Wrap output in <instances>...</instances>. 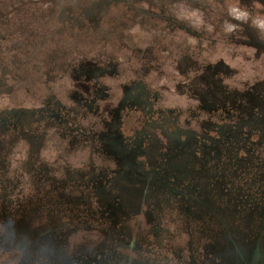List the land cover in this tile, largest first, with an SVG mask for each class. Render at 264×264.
Returning a JSON list of instances; mask_svg holds the SVG:
<instances>
[{
  "label": "rangeland",
  "instance_id": "1",
  "mask_svg": "<svg viewBox=\"0 0 264 264\" xmlns=\"http://www.w3.org/2000/svg\"><path fill=\"white\" fill-rule=\"evenodd\" d=\"M262 22L264 0H0V264H235L232 241L264 249ZM86 62L109 70L102 109L140 80L212 139L176 193L93 183L116 166L71 111ZM205 99L233 120L210 133L211 107L190 118Z\"/></svg>",
  "mask_w": 264,
  "mask_h": 264
},
{
  "label": "flooded vegetation",
  "instance_id": "2",
  "mask_svg": "<svg viewBox=\"0 0 264 264\" xmlns=\"http://www.w3.org/2000/svg\"><path fill=\"white\" fill-rule=\"evenodd\" d=\"M234 14L239 15V12H234ZM259 24L264 32V22ZM74 73L76 74L75 78L78 79V82H82L84 91L89 95L83 97L75 92V106L80 111L77 112L74 107L71 108V111L95 117V111L99 107L98 102H105L109 98L107 89L99 82L101 77L109 74V70L107 67L86 62L79 64L74 69ZM121 89L120 98L114 106L110 107L112 117L109 121H100L103 129L97 133L102 152L105 156H111L104 162L111 159L116 168L105 171L106 174H103L102 177L95 176L96 179L93 183L96 185L102 181L100 189H109L107 183L110 182V179L103 177H108L111 174L118 177L126 176L130 184L133 185L131 188H141V193L147 189L146 194L148 192L150 194L159 193L163 189L173 191L174 187L171 184L179 175L183 182L188 183L194 162H200L201 165L205 162V159L202 158V147L210 142L214 143L212 139L207 133L204 135L189 129L187 127L189 121H186L184 127L178 113L165 108L156 92L142 81L136 80L127 85H121ZM208 107H211V110L207 109ZM198 109H207L206 119L199 118V120H203L201 122L211 126L209 129L206 128L210 133L222 129V126L229 124V120H233L229 117L224 118L221 107L210 99L200 102L195 114L190 117L195 121H199L197 117L201 115ZM9 119L7 117L4 124H7ZM2 121L0 123H3ZM151 162L154 165H151ZM143 177H145L144 181ZM141 181L143 187H140ZM161 183H165V186L161 187ZM175 190L177 189L174 188ZM196 194L198 195V193ZM178 196L182 197L183 195L178 194ZM108 200L106 202L103 198V202L109 204L108 212L112 214L114 208L118 206L119 199L109 197ZM198 202L201 205L208 203V197L205 194L203 196V192H200ZM231 244L234 250L235 264H239V259L242 261L241 264H264V249H260L259 245H250L242 250V247L237 243L232 241ZM227 245L230 247L229 244Z\"/></svg>",
  "mask_w": 264,
  "mask_h": 264
},
{
  "label": "crops",
  "instance_id": "3",
  "mask_svg": "<svg viewBox=\"0 0 264 264\" xmlns=\"http://www.w3.org/2000/svg\"><path fill=\"white\" fill-rule=\"evenodd\" d=\"M95 65H97V64H95ZM97 66H100V65H97ZM100 67H102V66H100ZM106 77V76H105ZM104 78V76L103 77H101L100 79H99V82L102 84V79ZM78 85H79V90L78 91H75L78 95H81V96H83V97H88V95L89 94H87L85 91H84V89H83V85H82V82H78ZM104 87L106 86V85H103ZM108 99L107 100H105V102H103V101H100V102H98V104H99V107H98V109H97V111H95V113H96V116L97 115H99L98 116V118H96V116L94 117V116H92L93 117V119H94V121H95V123L96 124H98L99 125V127L98 128H95V129H91V130H94V133L93 134H91L92 136L94 135V137H95V135L97 136V133L98 132H100L102 129H103V125L100 123V121H102V120H104V118L100 115V114H102V113H109L110 114V116H111V111H110V107L109 106H104L105 107V109H102V107H103V105H105L106 103L108 104H110V100L112 99V96H109L108 95ZM116 104V103H115ZM115 104H113V105H111V106H114ZM74 108H75V110L78 112V111H80V109H78L76 106H74ZM112 117V116H111ZM105 121H108V119H106ZM94 123V124H95ZM101 126V127H100ZM89 135V134H88ZM97 138H98V136H97ZM99 139V138H98ZM100 140V139H99Z\"/></svg>",
  "mask_w": 264,
  "mask_h": 264
}]
</instances>
